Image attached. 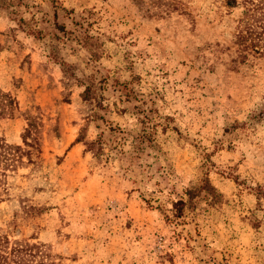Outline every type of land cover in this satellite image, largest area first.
<instances>
[{
	"label": "rangeland",
	"instance_id": "374dc122",
	"mask_svg": "<svg viewBox=\"0 0 264 264\" xmlns=\"http://www.w3.org/2000/svg\"><path fill=\"white\" fill-rule=\"evenodd\" d=\"M239 13L225 0H0L13 98L0 138L28 150L32 117L41 151L0 166V234L39 246L25 263L264 264V55L238 57ZM98 136L95 157L84 142ZM203 178L220 202L175 218Z\"/></svg>",
	"mask_w": 264,
	"mask_h": 264
},
{
	"label": "trees",
	"instance_id": "16d2710c",
	"mask_svg": "<svg viewBox=\"0 0 264 264\" xmlns=\"http://www.w3.org/2000/svg\"><path fill=\"white\" fill-rule=\"evenodd\" d=\"M225 6L230 10H240L239 15L232 21L231 42L238 47V57L241 61L246 60L249 55L262 56L264 55V0H225ZM95 86L93 83L86 85L82 98L85 101L92 99ZM13 115V98L10 94L0 91V120ZM92 118H97V114L93 113ZM28 127L23 134L24 145L28 150L20 146L8 145L6 141L0 138V166L3 171L9 168V171L15 170L16 165L22 164L23 156H26L28 163L36 164L34 156L41 153L38 142V127L32 117L27 118ZM141 141L147 139L146 133L138 136ZM30 140V142H28ZM81 142V137H77L76 143ZM84 144L88 151L93 153L95 157L103 154L102 136H98L94 141H85ZM5 176V175H4ZM3 193L0 191V203L3 200ZM185 198H179L172 203V213L175 218H180L185 211L195 212L201 203L206 205H216L221 200V194L211 184L207 178L201 179L197 184L185 189ZM9 246L7 237L0 234V264H27L18 255L23 251H29L31 258L27 262L33 263L37 245H22L15 243L14 246ZM9 250V251H7ZM16 258L13 261V258ZM36 264H43L39 261Z\"/></svg>",
	"mask_w": 264,
	"mask_h": 264
}]
</instances>
